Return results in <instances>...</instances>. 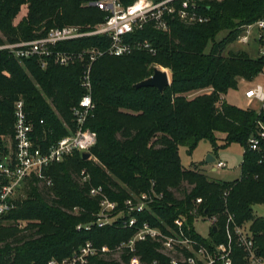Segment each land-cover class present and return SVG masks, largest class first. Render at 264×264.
Returning a JSON list of instances; mask_svg holds the SVG:
<instances>
[{
	"label": "trees",
	"instance_id": "1",
	"mask_svg": "<svg viewBox=\"0 0 264 264\" xmlns=\"http://www.w3.org/2000/svg\"><path fill=\"white\" fill-rule=\"evenodd\" d=\"M93 1L0 0V45L43 36L53 27L103 21L105 12L89 4ZM24 5L28 12L16 22ZM201 12L208 16L202 24L186 26L173 20L169 34L145 27L127 36L129 41L151 43L157 49L155 55L141 50L95 60L90 69L94 110L86 126L96 134L90 154L97 162L77 151L43 170L51 186L37 176L28 180L26 195L1 219L0 264H47L70 256L88 240L97 247L112 248L133 235L135 230L124 227L121 220L90 230L77 228L93 220L92 213L99 208L89 185L80 182L82 168L90 172V185H101L119 208L130 193L152 186L162 191L163 199L139 215L140 221L160 229L180 215L190 229L196 214L204 219L216 215L217 230L212 228L210 236L219 242L231 213L237 225L248 224L257 254L264 258V217L252 211L254 205H264V141L259 150L248 149L257 122H264V110L256 113L222 99L240 79L250 82L264 73V54L253 57L242 49H229L244 26L264 19V0L206 1ZM222 32L225 35L217 40ZM107 44L105 36L97 35L61 43L59 49L76 53ZM152 63L170 71L171 83L164 92L135 87L152 76ZM84 68L82 60L43 68L37 57L20 61L8 50H0V155L3 136L14 138V106L20 98L35 124L34 140L43 149L76 130L73 107L85 94ZM204 89L208 91L188 97ZM205 139L215 152L236 142L245 149L240 177L215 180L196 164L188 168L180 164L179 146L190 155ZM3 184L0 181V188ZM173 190L181 196L175 197ZM198 198L202 201L196 205ZM74 206L81 208L79 214L72 213ZM137 248L143 261L162 259L152 242L138 243ZM234 258L235 264H246L240 249Z\"/></svg>",
	"mask_w": 264,
	"mask_h": 264
},
{
	"label": "built area",
	"instance_id": "2",
	"mask_svg": "<svg viewBox=\"0 0 264 264\" xmlns=\"http://www.w3.org/2000/svg\"><path fill=\"white\" fill-rule=\"evenodd\" d=\"M206 1L220 0H94L89 4L105 12L103 21L92 26L53 27L43 36L0 45V50H8L20 60L39 58L43 68L49 63L68 65L76 60L85 62L82 76L85 94L79 104L73 107L76 130L63 136L47 149H43L34 140L35 124L26 110L25 100L20 98L15 102L13 151L10 155H0V181L4 182L0 188V222L4 214L17 207L16 194L31 177L43 178L51 186L52 180L44 175L43 170L46 167L64 161L77 151L90 153V149L96 144V134L86 126V120L94 110L90 69L95 60L105 55L120 57L141 50L155 55L157 49L151 43L129 41L127 36L145 27L169 34L173 20L186 26L202 24L208 21V16L201 12L202 4ZM252 27L258 29L256 39L262 44L259 54L263 55L264 19L244 26V34L238 36L237 40L248 44ZM97 35L107 38L106 47L94 45L82 48L76 53L59 49L61 43ZM244 96L249 100L257 99L264 105V87L259 84L250 87ZM263 141L264 122L258 121L256 135L249 139L248 149L259 150ZM223 167H226L223 161L215 163V169ZM90 178V172L82 168L79 172L80 182L89 185L90 196L98 200L99 208L92 213L93 220L80 223L77 228L90 230L93 226H111L121 220L124 227L133 228L135 231L130 238L120 241L112 248L104 244L97 247L88 240L70 256L61 260L53 258L47 264H96L93 262L95 260L107 264H235L236 249L242 251L246 264H264V258L257 254L256 242L250 230L237 225L231 213L227 214L223 224V240L216 242L209 234L205 239L206 243H203L195 236L199 235L194 228V222L202 217L199 214H196L191 229L186 227V219L182 215L174 219L172 225L165 224L163 229L152 226L148 221H140L141 213L150 212L151 205L163 199V192L157 191L154 186L145 192L130 193L119 208L118 202L110 200L101 185H90ZM201 201V198L196 199V205ZM80 210L79 206H74L72 213L79 214ZM205 220L212 228L216 227L218 218L213 215ZM146 241L156 246V251L162 259L143 261L137 244Z\"/></svg>",
	"mask_w": 264,
	"mask_h": 264
},
{
	"label": "rangeland",
	"instance_id": "3",
	"mask_svg": "<svg viewBox=\"0 0 264 264\" xmlns=\"http://www.w3.org/2000/svg\"><path fill=\"white\" fill-rule=\"evenodd\" d=\"M27 12H28V7L27 5H24L19 16L16 19V22H18L23 16H25ZM243 34L244 32L240 33V35H243ZM257 34H258L257 27H252L249 33V43L248 44L235 40L233 44L229 45V49L231 50L242 49L246 51L248 54H250V56L256 57V55H258V51L262 47V44L256 39ZM224 35H225L224 32L218 34L217 40L223 37ZM9 53L10 55H13L11 52ZM149 68L151 70H154L155 68H159L163 71H166L170 77V82H171V74H170L169 69L164 68L158 64L156 65L154 63L150 64ZM257 84L264 87V73H261L260 75L256 76L250 82L239 80L237 87L235 89L229 90L224 95V99L226 100L228 104H231L234 106L236 105L240 108H245V109L252 108L256 113H260L264 106L263 103H261L260 101L254 98L247 100L244 97V93L247 90H249L250 87H254ZM206 91H208V89H204L199 92L190 93L188 97L189 96L193 97L196 94H201ZM223 136L224 135L222 134L218 135L219 138ZM2 141H3L2 148H1L2 155H8V154L10 155L13 151V137L11 135L3 136ZM218 144H220V142ZM186 150L187 149L184 146H179L178 148L180 164L184 167L188 168L189 166H191V164H196L198 167L200 166L201 168H203L201 170H207V174L212 179L221 180V181L222 180L232 181L234 179L236 180L241 175V163L243 160L245 149H243V147L237 142L232 143L226 147H223L219 149L217 152H215L212 149L209 141L205 139V140L200 141L196 145V147L192 150L193 152L190 155L187 153ZM211 153L214 154L216 161L222 160L227 166L223 167L219 171H212L210 169L211 168L210 165H212L213 162L211 164L206 162L208 155H210ZM90 158H92V160L97 162L94 156L91 155ZM184 186L185 188L188 187V185H184ZM173 194L175 197L181 196V192L179 190H176V191L173 190ZM25 195H26V190H25V187H23L17 192L16 198L19 199ZM252 211L255 215L264 217V205L263 204L254 205ZM194 228L196 229L197 233L202 238L204 239L208 238L210 228H209V223H207V221H205L202 218H199L197 221L194 222ZM244 229H246L247 231L250 230L249 227L248 226L246 227L245 225H244Z\"/></svg>",
	"mask_w": 264,
	"mask_h": 264
},
{
	"label": "water",
	"instance_id": "4",
	"mask_svg": "<svg viewBox=\"0 0 264 264\" xmlns=\"http://www.w3.org/2000/svg\"><path fill=\"white\" fill-rule=\"evenodd\" d=\"M170 77L169 75L159 69V68H155L153 70L152 76L142 80L141 82L137 83L135 85L136 88H142V87H153L157 90H159L160 92H164V89L170 85ZM84 159H89L91 157V154L89 152H83L82 153ZM214 158L211 155H208L206 162H213ZM214 229V231L217 230V228L215 226L212 227Z\"/></svg>",
	"mask_w": 264,
	"mask_h": 264
},
{
	"label": "crops",
	"instance_id": "5",
	"mask_svg": "<svg viewBox=\"0 0 264 264\" xmlns=\"http://www.w3.org/2000/svg\"><path fill=\"white\" fill-rule=\"evenodd\" d=\"M258 54H259V51H258ZM240 80H242V81H245V80H243V79H240ZM245 94V93H244ZM245 97V96H244ZM222 99H224V95L222 96ZM245 99H247V98H245ZM225 100V99H224ZM247 100H249V99H247ZM226 101V100H225ZM245 151V150H244ZM213 158H214V160H213V164L212 165H210L211 166V170L212 171H219L220 169H215V163L216 162H219V161H216V159H215V157H214V154H210ZM222 161V160H221ZM220 161V162H221ZM210 164L212 163V162H209ZM197 166V165H196ZM225 166H227V165H225ZM199 169L201 170V169H203V168H201L200 166H199ZM205 174H207V170H202ZM208 175V174H207ZM209 176V175H208ZM210 177V176H209ZM211 178V177H210ZM235 180V179H234ZM28 182V181H27ZM200 218H202V219H204L203 217H200ZM205 220V219H204ZM206 221V220H205ZM243 227H244V225H242ZM246 227L248 226V224L247 225H245ZM209 228H210V226H209ZM212 228H210L209 229V234H210V230H211ZM196 230V229H195ZM205 239H207V238H205Z\"/></svg>",
	"mask_w": 264,
	"mask_h": 264
}]
</instances>
